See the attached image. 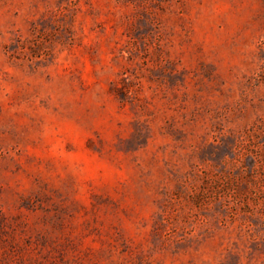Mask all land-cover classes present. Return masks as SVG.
Wrapping results in <instances>:
<instances>
[{
    "label": "rangeland",
    "instance_id": "1",
    "mask_svg": "<svg viewBox=\"0 0 264 264\" xmlns=\"http://www.w3.org/2000/svg\"><path fill=\"white\" fill-rule=\"evenodd\" d=\"M0 264H264V0H0Z\"/></svg>",
    "mask_w": 264,
    "mask_h": 264
}]
</instances>
